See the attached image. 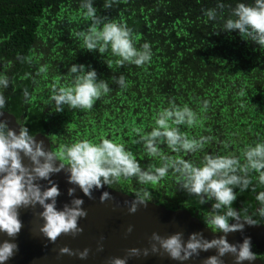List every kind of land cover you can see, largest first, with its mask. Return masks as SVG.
<instances>
[{
    "label": "clouds",
    "instance_id": "clouds-1",
    "mask_svg": "<svg viewBox=\"0 0 264 264\" xmlns=\"http://www.w3.org/2000/svg\"><path fill=\"white\" fill-rule=\"evenodd\" d=\"M96 0H76L78 15L88 22L86 27L73 30V37L80 42L82 50L101 54L108 53L112 59L103 63L110 67L125 64L144 67L151 63L153 44L147 40L137 44V36L123 17L100 15L94 6ZM128 0H102V9L110 10ZM200 3V0H196ZM204 23L212 22L213 33L235 32L241 40L264 50V0H214L211 7L201 8ZM16 60L31 64V58L17 54ZM11 62L0 61V234L8 239L0 241V264L17 251L15 237L22 227L20 210L39 206L42 224L40 235L54 243L64 234L75 237L82 232L78 221L86 216L82 207L84 200L74 193L79 190L88 199L102 186L121 181L136 184L131 201L125 200L129 213L138 205L151 201V186L171 180L177 191H183L199 205L211 203L201 219L218 238L206 239L202 233H190L187 239L182 232L161 236L153 232L150 247L130 248L125 257H112L108 264H127L128 257L147 256L151 253L166 254L173 261L183 262L199 256L201 252L215 250L203 259L202 264H224L223 257H233L234 264L247 261L252 264L257 254L252 251L251 238L243 236L241 242L229 243L227 234L243 230L246 225L264 221V136L245 143L237 151L212 152L208 146L216 137L189 129L203 127L204 114L209 101L201 100L194 109L188 103L168 101L166 107L158 108L148 124L132 125L131 144L128 147L118 137L100 133L93 137H77L53 146L45 147L43 140L35 139L36 133L26 124L18 128L9 126L5 113L6 97L3 91L9 87L7 69ZM49 73L47 63L38 65L34 73L25 72L21 79L30 80L39 88L41 80ZM63 83L54 80L48 88L45 103L59 113L68 111H91L97 101L107 97L115 84L121 92L129 87L124 74L112 75L107 80L98 78L91 64L70 63ZM243 94V93H241ZM28 87L22 89L24 102L33 99ZM137 153H142L147 163H141ZM200 154L198 158H193ZM187 157V158H186ZM65 174L72 185L67 189L70 201L57 208L59 187L50 177ZM41 181L46 183L42 184ZM251 192L256 203L254 214L247 208L237 211L233 204L241 193ZM112 199L108 191L101 192L99 201ZM132 231L131 225L126 229ZM103 239V238H101ZM88 249L73 251L67 246L59 248V254L75 255L85 259Z\"/></svg>",
    "mask_w": 264,
    "mask_h": 264
},
{
    "label": "trees",
    "instance_id": "trees-1",
    "mask_svg": "<svg viewBox=\"0 0 264 264\" xmlns=\"http://www.w3.org/2000/svg\"><path fill=\"white\" fill-rule=\"evenodd\" d=\"M213 4L214 0H128L105 10L102 0H96L94 6L100 15L123 17L137 36V44L145 40L153 44L150 64L117 67L113 63L107 67L102 60L112 59L110 54L101 57L84 51L72 35L73 30L88 24L78 15L76 0H0V61L11 62L7 69L10 84L3 91L5 110L36 135L46 136L53 150L67 140L104 133L118 137L135 151L132 125L148 124L169 100L196 109L207 99L209 110L204 114L203 127L189 129V133L210 131L217 139L206 150L237 151L257 134L264 136V50H254L255 45L241 40L235 32L214 34L212 22L205 24L201 15V8ZM17 54L30 57L31 64L17 61ZM44 63L49 65V73L39 88L21 79L25 72L34 73ZM70 63L91 64L98 78L106 80L122 73L129 87L121 92L110 84L113 91L97 101L91 111L65 109L56 113L45 103L48 88L54 80L64 82L61 77L67 74ZM24 87L34 94L29 103L22 96ZM137 155L141 163H147L142 153ZM135 188L134 181L109 186L131 197ZM150 191L148 203L168 210L193 212L194 205L208 210L205 204L199 205L177 191L171 180L151 186ZM251 194L241 193L234 208ZM253 252L264 264V246L254 247Z\"/></svg>",
    "mask_w": 264,
    "mask_h": 264
},
{
    "label": "water",
    "instance_id": "water-1",
    "mask_svg": "<svg viewBox=\"0 0 264 264\" xmlns=\"http://www.w3.org/2000/svg\"><path fill=\"white\" fill-rule=\"evenodd\" d=\"M10 127L18 128V122L14 115L5 113ZM16 122L18 124H16ZM37 140H43L45 147H49L50 141L46 136L38 134ZM57 183L60 195L57 197V208L70 201L67 189L72 187L66 181L65 174H55L50 177ZM42 184L46 183L41 181ZM108 191L112 199L99 201L101 192ZM74 195L84 200L83 208L86 216L78 221V226L82 232L73 237L60 235L54 243L48 242L39 233L42 221L39 217V206L20 210V220L22 227L15 237L17 251L6 262V264H108L112 257H125L130 248L145 249L150 247V237L153 232L161 236H167L174 232H182L184 238L193 232H200L206 239L218 238L220 234L212 233L202 226L200 221L194 218L189 212L184 210L172 211L163 206L147 203L138 205L134 213H129L125 200L131 201L132 197L121 192L102 186L100 190L93 192V198L88 199L82 192L77 190ZM256 203L253 195L237 209L247 208L250 214H254ZM260 224L246 225L243 233L234 231L227 234L229 243L241 242L243 236L251 238L253 245L264 246V222ZM131 225L132 231L126 229ZM103 238V239H101ZM8 239L4 234H0V241ZM67 246L74 252L83 251L87 248L88 255L85 259L77 256L59 254V248ZM215 253V250L201 252L199 256L193 257L183 264H202L204 258ZM224 264H234L233 257L226 254L223 258ZM127 264H180L167 257L166 254L151 253L147 256L128 257ZM243 264H248L247 261ZM252 264H263L256 259Z\"/></svg>",
    "mask_w": 264,
    "mask_h": 264
},
{
    "label": "flooded vegetation",
    "instance_id": "flooded-vegetation-1",
    "mask_svg": "<svg viewBox=\"0 0 264 264\" xmlns=\"http://www.w3.org/2000/svg\"><path fill=\"white\" fill-rule=\"evenodd\" d=\"M253 194H251L250 196H252ZM249 196V197H250ZM248 197V198H249ZM247 198V199H248ZM247 200H245L244 202H242V204H239L238 205V207L236 208V210L239 208V207H241L245 202H246ZM205 206L208 208V209H210V207H211V204L209 203V202H207V203H205ZM192 208H194V210L195 211H193V212H190V211H188V210H186V209H178V210H184V211H187V212H189L194 218H196V219H198L199 221H200V223L202 224V226L203 227H205L206 229H208L205 225H204V223H203V221H202V219H201V215H202V213L204 212L201 208L202 207H199V206H197V205H194ZM177 211V210H176ZM264 222V221H263ZM208 230H210V229H208ZM211 231V230H210ZM215 234H220V233H215ZM256 246H258V245H253L252 246V251H253V248L254 247H256Z\"/></svg>",
    "mask_w": 264,
    "mask_h": 264
}]
</instances>
